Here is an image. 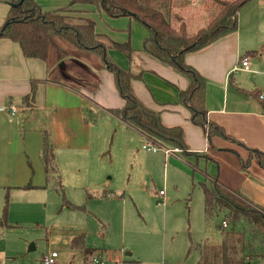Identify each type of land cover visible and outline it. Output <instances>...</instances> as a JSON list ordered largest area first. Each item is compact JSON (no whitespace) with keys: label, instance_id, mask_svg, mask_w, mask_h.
<instances>
[{"label":"rangeland","instance_id":"374dc122","mask_svg":"<svg viewBox=\"0 0 264 264\" xmlns=\"http://www.w3.org/2000/svg\"><path fill=\"white\" fill-rule=\"evenodd\" d=\"M175 1L176 11H181L191 30L207 23L209 11L202 0L186 4L182 2L188 0ZM247 7L248 15L253 16L252 8ZM74 51L73 57L64 62L66 68L91 84L104 82L99 92L93 90L94 86L82 85L83 91L97 102L101 98L96 95H100L107 106H120L122 98L111 79L101 73L102 60ZM259 51L255 54L264 57V47ZM110 53L120 66L129 67L127 55ZM247 79L253 78L247 75ZM91 110L86 115L90 123L88 147L58 151L62 189L56 180L47 181L37 151L33 153L47 114L39 113L30 129L27 127L26 145L33 159L29 170L22 166L18 171L21 175L25 171L27 182L39 186L0 189V264H42L44 255L54 251L59 254L57 264H95L94 257L99 261L122 260L123 264H197L199 253L195 249L189 252L191 243L207 239L219 242L221 235L215 224L206 222L200 185L203 176L198 171L193 176L190 162L194 160L166 154L165 147L154 145L156 150H149L145 147L151 143L107 110L96 103ZM15 150L16 143L13 153ZM161 190L163 195L159 194ZM108 192L112 196H106ZM80 235L93 252L102 251L92 255L89 262L84 252L73 248V240ZM32 245L35 249L31 251Z\"/></svg>","mask_w":264,"mask_h":264},{"label":"crops","instance_id":"0c3cea01","mask_svg":"<svg viewBox=\"0 0 264 264\" xmlns=\"http://www.w3.org/2000/svg\"><path fill=\"white\" fill-rule=\"evenodd\" d=\"M70 1L39 0V3L43 11H54L68 6ZM247 4L239 13L238 30L235 33L186 57L187 63L207 80L206 108L209 121L224 128L232 137L228 139L215 136L211 145L203 129L190 120L189 109L180 104L179 91L188 87V78L143 53V43L149 32L142 23L131 17H110L89 4L74 5L71 15L92 20L96 31L111 41L121 44L131 41L133 53L130 57L118 49H109V54L119 64L110 52H122L129 57L128 68L135 72L144 71L141 79L133 81V90L146 106L161 112L165 125L184 127L190 151L197 153L199 158L183 157L189 161H197L201 171L218 177L228 188L264 209V168L256 159L247 170L241 165V159L249 157V148L264 152V110L255 93H251L254 90L261 93L264 91V57L259 54L246 56V53L264 47V33H261L262 28L264 32V0H253ZM247 6L252 8L253 16L248 15ZM10 7L9 2H0V27L6 22ZM128 29L131 30L129 37L126 33ZM244 58H248V69L242 67ZM101 73L107 80L111 79L110 83L115 88L113 75L105 68ZM82 74L88 79L85 72L82 71ZM47 75L48 66L43 60L28 58L19 43L6 38L0 39V105L20 107V112L14 117L0 113V189H24L28 188L27 185H32L30 188L35 189L39 186L31 181L27 182L25 171L24 175L18 171L19 167H26L28 170L31 167L29 163L33 156L26 145L27 127L30 129L31 122L39 118V113L47 114L46 123L36 135L33 153L37 151L46 176L41 158L46 133L49 134L59 161V150L86 144V148L88 147L90 123L86 115L92 111V104L96 103L105 110L115 108L107 106L100 95H96L101 98L97 102L83 89L80 92L47 81ZM247 75H251L253 79H247ZM33 81H38V91L35 106L31 107L22 104V98L31 91ZM94 84V91L99 92L104 88L102 80ZM123 104L122 99L117 107ZM32 137L35 135H30ZM14 143L18 145L15 153ZM165 153L180 156V151L173 153L169 150ZM201 171L198 172L204 179L205 174ZM107 194L108 197L112 196V193ZM34 249L32 245L31 251ZM100 253L102 251L91 254L84 252L85 260L89 262L92 255ZM126 255L131 256L132 252H127Z\"/></svg>","mask_w":264,"mask_h":264},{"label":"trees","instance_id":"16d2710c","mask_svg":"<svg viewBox=\"0 0 264 264\" xmlns=\"http://www.w3.org/2000/svg\"><path fill=\"white\" fill-rule=\"evenodd\" d=\"M20 1L0 0L10 4ZM251 1L202 0L203 6L209 11V19L203 27L191 30L181 11H176L178 6L175 8V0H71L68 6L54 11H43L39 0H23L19 6L11 5L6 22L0 27V39L19 43L28 58L43 60L48 66L47 81L78 91L82 85L91 88L95 84L79 79L66 68L65 60L73 57L74 50L98 56L104 68L113 75L115 88L124 101L123 106L107 108V111L137 132L144 141L165 147L173 153L180 151L179 154L184 157L199 158L197 153L190 151L184 127L165 125L161 112L146 106L133 90V81L141 79L144 71L124 69L110 56L109 49H118L130 57L133 53L131 41L121 44L105 38L96 31L92 20L71 15L72 7L89 4L111 17H131L142 23L149 32L143 43V53L188 78V87L179 91L180 104L189 109L190 120L203 129L211 145L215 136L232 137L224 128L209 121L206 108L207 80L187 63L186 57L235 33L238 30L239 13ZM188 2L183 1L182 4ZM258 51H250L246 56ZM37 91L38 81H33L31 91L22 98V104L35 106ZM251 93H255L259 99L261 92L254 90ZM260 102L264 110V100ZM41 158L47 181L56 180L55 184L61 185L58 163L48 133L44 136ZM254 159L264 168V152L251 148L249 157L241 159L242 168L247 170ZM197 163H190L193 176L201 171ZM204 174L200 182L204 215L208 225H216L221 240L212 242L207 239L198 244L192 242L189 252L192 249L198 251L197 264H264V209L228 188L218 177L209 176L206 172ZM193 185L196 186L195 182ZM83 238L82 235L76 237L73 247L86 254L93 253L94 249L88 248Z\"/></svg>","mask_w":264,"mask_h":264},{"label":"built area","instance_id":"2783aa9c","mask_svg":"<svg viewBox=\"0 0 264 264\" xmlns=\"http://www.w3.org/2000/svg\"><path fill=\"white\" fill-rule=\"evenodd\" d=\"M248 58H244L242 61V66L245 67L246 69H248ZM260 99H264V91L259 95ZM20 112V107L16 106V105H0V113H7L8 115L14 117L16 116L18 113ZM149 146V147H148ZM145 148L149 149V150H156V148H154V145L148 144ZM166 152H169V150H166ZM164 192L160 191V195H163ZM226 222H224V226H226ZM58 256L57 252H51L49 254L44 255L43 259H42V264H55L56 263V258ZM92 261L95 264H123L122 260H116L114 262L111 261H104V260H97L95 257L92 258Z\"/></svg>","mask_w":264,"mask_h":264},{"label":"water","instance_id":"95a60500","mask_svg":"<svg viewBox=\"0 0 264 264\" xmlns=\"http://www.w3.org/2000/svg\"><path fill=\"white\" fill-rule=\"evenodd\" d=\"M22 1H23V0H22ZM22 1H20L19 3H16V4H11V5L19 6V5L22 3Z\"/></svg>","mask_w":264,"mask_h":264}]
</instances>
